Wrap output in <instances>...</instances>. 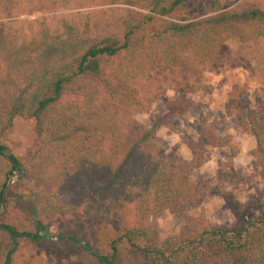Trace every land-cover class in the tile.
Segmentation results:
<instances>
[{
	"label": "trees",
	"instance_id": "16d2710c",
	"mask_svg": "<svg viewBox=\"0 0 264 264\" xmlns=\"http://www.w3.org/2000/svg\"><path fill=\"white\" fill-rule=\"evenodd\" d=\"M184 1L112 0L131 9L90 43L69 26L43 41L0 28V73L17 72V81L11 75L0 88V157L8 164L0 183V264H15L20 245L39 240L51 243L63 264H264L263 202L243 205L220 190L230 224L186 219L185 207L201 190L187 170L203 163L202 148L189 142V161L162 158L156 132L185 113L189 100L170 101L148 127L135 118L166 89L195 91L189 79L218 59L225 40L264 36L255 5L206 0L193 19L175 18ZM20 2L0 0L1 18ZM16 123L26 126L18 141L10 137ZM237 128L253 137L251 163L264 179V111L250 110ZM241 138L208 141L233 156ZM21 182L28 194L12 195L37 219L30 230L6 218L7 194ZM165 211L186 222L160 241L146 226ZM54 220L60 231L40 236L37 227Z\"/></svg>",
	"mask_w": 264,
	"mask_h": 264
},
{
	"label": "rangeland",
	"instance_id": "374dc122",
	"mask_svg": "<svg viewBox=\"0 0 264 264\" xmlns=\"http://www.w3.org/2000/svg\"><path fill=\"white\" fill-rule=\"evenodd\" d=\"M19 1L20 5L15 6L10 17L0 16V22L3 23L0 28L6 30L7 27H11V31L18 37L35 36L40 41L48 36H63L69 26L77 38L84 43H90L94 38L109 32L115 22L127 15L131 9L119 3H112V0ZM205 1L185 0L175 13V18L193 19L199 3ZM219 2L225 8L255 5L264 17V0ZM11 75V81H17V72L0 73V88L11 84L9 81L5 82ZM189 80L196 86L195 91L190 92L181 88L166 89L149 105L147 111L136 114L135 118L143 126L148 127L151 121L165 112L170 101L189 100L190 107L185 113L174 116L168 127H160L156 132L160 139L161 157L183 159L179 153L187 150V144L192 141L198 143L204 158L200 165L202 169L198 172L200 166L189 167L187 171L201 190L192 204L185 207L186 219H203L218 226L230 224L233 217L217 194L220 190L230 191L243 205L253 202L264 203V179L254 171L249 154L254 147L251 146L252 136L242 135L237 128L239 119L250 110L264 111V36L244 40L231 37L225 40L220 46L218 59L203 71L201 76L191 77ZM227 94L231 95L232 100H236V104L231 103V99L227 102ZM0 104L2 106L3 102ZM15 125L10 137L18 141L26 126L24 123ZM209 136H217L221 140H234L242 136L239 142L243 153L233 161L232 157L237 152L232 156L226 146L210 144ZM188 154V159L183 160L191 159L190 152ZM7 170V162L0 157V183L4 180ZM15 179L13 174L6 185H10ZM27 186V182L18 183L12 192L7 194L10 215L5 216L20 230H30L31 223L37 222L35 218L26 217L28 203L15 202L12 195L14 192L27 195L29 191ZM185 222L184 218L177 219L165 211L162 216L150 219L146 229L161 241L175 234ZM37 230L40 236H48L58 233L60 224L54 220L47 228L37 227ZM72 258L73 255L69 256L68 260ZM63 260L59 259L52 244L47 240L27 244L25 242L20 245L14 256L15 264H63Z\"/></svg>",
	"mask_w": 264,
	"mask_h": 264
},
{
	"label": "crops",
	"instance_id": "0c3cea01",
	"mask_svg": "<svg viewBox=\"0 0 264 264\" xmlns=\"http://www.w3.org/2000/svg\"><path fill=\"white\" fill-rule=\"evenodd\" d=\"M252 145H254V139L252 140V137H251V146H252ZM221 148H222V147H221ZM251 148H252V147H251ZM181 149H182V148H181ZM186 149H187V150H185V151L179 153V154H181V157H182L183 159H185V160H187L188 157H189V154H188L189 150H188V148H186ZM222 149H223V151H226L224 147H223ZM241 153H243V148H242V147L239 148V151L237 152V154H236L235 156L232 157V160L234 161V160L238 159V157L241 155ZM235 168H236V164H235ZM201 169H202V166L199 167L198 172H200ZM235 180H236V179H235ZM235 180H234V182H235Z\"/></svg>",
	"mask_w": 264,
	"mask_h": 264
}]
</instances>
